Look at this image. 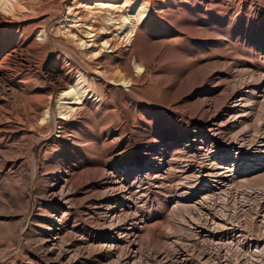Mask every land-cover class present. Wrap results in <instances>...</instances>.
Instances as JSON below:
<instances>
[{
	"label": "rangeland",
	"instance_id": "374dc122",
	"mask_svg": "<svg viewBox=\"0 0 264 264\" xmlns=\"http://www.w3.org/2000/svg\"><path fill=\"white\" fill-rule=\"evenodd\" d=\"M149 3L152 4L151 8ZM9 4L16 6L15 12L10 10L0 12L18 28L22 61L9 65L6 70L5 65L3 67L0 64V83L1 78L14 83L24 81L27 77L37 78L40 67L49 60L52 52L55 55L46 66L55 70L54 62L60 57L67 68H74V78H77L78 69L74 67L76 62L68 56L67 50L80 56L85 63H90L93 72L101 73L103 70L110 71L112 67L121 68L124 64L122 60L124 53L134 49L143 53L145 69L140 75L138 67L133 69L134 81L130 83L128 90L134 89V93L138 94L135 93L136 98L144 102L149 100L168 106L170 100L166 85L180 70L182 63L176 62L172 66L161 67L157 59L149 57V38L155 33H167L171 24L176 21L179 27L190 26L192 32L209 28L216 33L217 38L208 44L209 48L189 45L184 42L185 36L179 37L175 45L178 46L179 52L188 54L190 59L203 53H206L202 55L203 59H207L208 55L215 53L214 55L221 56L222 62H227L233 71L251 69L255 71L257 77L264 76V0H10ZM120 5L121 8L113 9L114 6ZM203 6L206 7L205 12L208 16L210 14L214 19L211 21L212 26H205L197 18V15L205 13L200 9ZM141 7L147 12L139 21L135 12ZM217 15H221L220 24L215 21L219 20ZM127 16L132 17V26L126 20ZM29 39H37L41 46L31 49ZM85 41H88L86 47ZM106 42L114 43L116 48H110ZM121 42L126 46L120 44ZM87 47L93 50L91 56L101 49L104 52L102 51V56L90 60L91 56L81 54ZM112 49L116 52H112ZM80 70L91 82L93 92L87 95L88 101L85 104L94 120H85L81 123L82 117L76 110L75 113H71L73 116L69 114L68 119L65 117L62 120L64 127L57 126L56 130L53 123L44 121L42 116L34 127L25 126L18 121L0 120V264H112L114 257L128 247V239L131 236V233L128 236L122 233L123 237H126L118 239V232L121 233L122 230L127 233L137 228L131 217H126L124 222L123 219L110 221V218H106V210H111L110 202V204L104 202L103 205L86 204L77 207V210L66 216L68 226L66 225L60 232L62 238L54 246L48 247V242L54 241L49 225L52 223L57 203L50 196L48 199L44 197L45 185L59 182L62 174L68 182L71 179L79 182L86 178L92 166L111 165L112 171L118 163L117 160L103 154L100 147L105 133L111 134L120 130L124 123V114L117 103L116 92L121 86L109 77L103 78L85 69ZM7 84L4 85V90L0 88L2 97L11 92V83ZM94 102L100 103L95 105ZM144 102H136L131 108L135 130L142 132V121H148L149 128L144 132L147 136L145 142L152 139L153 149L162 144L169 146L172 142L169 145L167 142L173 139L169 133L174 125L181 121V114L157 112L148 108ZM232 111V109L228 111L229 116ZM58 117H61L60 114ZM232 132V129H226L227 137H230ZM24 133L29 136L35 135L38 143L32 140L33 146L31 143L24 146L26 143L22 139ZM185 136L186 128L183 126L174 138H179L180 142L184 143L187 141ZM128 137L132 136L128 134L124 140H128ZM206 143L204 151L199 153V158L185 162L186 164L179 163L176 169L171 170V176L165 185L155 187L147 198L141 196L137 210L130 211L128 203L123 201L117 206L114 205V211L124 209V212L127 211L125 215L134 213L137 218V223L141 227L137 241H140L141 251L146 256L143 264H213L212 258L215 252L217 253L216 245L208 236L201 238L194 229L199 223L198 210L190 208L189 203L183 204L178 210L173 207L174 202L182 200L181 198L196 200L199 197L200 190L192 189L193 185L188 179L180 176V173L190 168H196V171L204 169L207 162L203 160L204 153L217 151V145L214 146L210 141ZM35 151L41 163L37 173L33 162ZM168 152L172 155L183 153L188 156L192 151H180L170 146ZM68 171L72 174L69 175ZM44 173H48V177ZM210 180L199 179L197 185L200 189L201 186H210L213 178ZM248 186L242 185L239 189L249 190ZM2 188L21 197L19 210L9 201L8 194L2 195ZM91 188L84 189V192ZM94 190L98 191L96 188L92 193H95ZM218 202L220 203V200ZM254 203L251 210L245 211L247 217L240 213V219L245 217L249 221L246 223L243 219L241 224H238L237 217L231 215L236 209L233 202L227 205L221 202L220 206L207 202L208 206L205 205V208L207 212L222 217L228 215L227 218H230L231 215L233 220L231 223L235 225L234 233L240 232L249 240L264 235L263 230L260 231V228L251 225L257 210ZM144 215L146 223L140 221ZM75 223L80 225L76 232L71 228ZM83 236L89 238H86L84 243L79 242ZM94 238L102 241L99 244L103 245H110L116 239L117 248L107 252L93 243ZM48 248H52L53 252H47ZM205 251L213 257L204 255ZM241 255L245 258L246 252L241 251ZM253 259L254 264H258V259L255 257Z\"/></svg>",
	"mask_w": 264,
	"mask_h": 264
},
{
	"label": "bare ground",
	"instance_id": "6f19581e",
	"mask_svg": "<svg viewBox=\"0 0 264 264\" xmlns=\"http://www.w3.org/2000/svg\"><path fill=\"white\" fill-rule=\"evenodd\" d=\"M9 3L10 0H0V10L15 12L16 6H11ZM151 7L152 4L149 3V8ZM119 8H121V5L113 7V9ZM200 9L205 12L206 7L203 6ZM146 12L144 7L139 8L135 12L137 14L136 18L139 21L142 20ZM217 17L219 20L215 21L220 24L221 15H217ZM197 18L208 27L209 25L212 26L211 21L214 20L210 17V14L208 16L207 12L197 15ZM126 20L131 26L133 25L131 16H127ZM177 23L178 21L172 23L167 33H155L149 38V57L157 59L161 67L172 66L176 62L182 63L180 70L166 85L170 100L168 106L149 100L144 102L136 98L134 89L128 90L130 83L134 81L133 69L138 67L140 70L139 75L145 69L143 53L134 49L124 53L125 55L122 58L124 64L121 65V68L112 67L110 71L103 70L101 73L93 72L90 63H85L80 56L67 50L68 56L76 62L74 67L78 69L77 78H74V68H67L60 57L54 62L55 70L46 66L49 60L54 57L53 52L50 54L49 60L45 61L40 67L36 79L27 77L24 81L14 83L1 78L0 88L4 90V85L10 82L11 92L10 94L6 93L5 97H2V94L0 95V120L18 121L25 126L34 127L37 126L36 122L42 116L44 121L53 123L54 130L57 126L64 127L62 120L65 117L68 119L69 114L75 110L80 112L81 123L85 120L92 121L95 119L91 116L85 104L88 101L86 97L93 92L91 82L80 69L101 75L103 78L109 77L121 86V89H116V92L118 94L117 103L121 106V112L124 114V123L120 130H116L111 134L105 133L102 137L103 144L100 147L103 154H107L110 158L117 160L118 163L112 171H110L111 165L109 167L108 165L101 166L99 164L95 167L92 166L86 178L80 180L81 182H75L72 179L68 182L62 174L59 182L45 185L46 190L44 191H46V194L44 197L48 199L50 196L57 203L52 223L49 225L54 241H49L48 247L54 246L62 238L60 232L67 225L66 216L77 210V207L86 204L110 202L113 212L106 210L107 216L106 213L104 214L106 218H110V221L123 219L124 222L127 219L126 217H131L136 222L133 224H137L135 230L127 233L122 230L121 233L118 232V239H124L126 236L123 237V234L128 236L131 233V236L128 239V247L125 251H118L120 253L117 256L115 255L112 264H143L146 256L141 251L140 241H137L141 233L137 218L134 213L133 215L132 213L125 215L127 211L124 212V209L114 211V205L117 206L123 201L126 204L128 203L130 211L137 210L141 196H143L142 198L149 197V192L154 191L155 187L166 183L171 176V170L179 163L192 162V160L199 158V153L204 151V144L210 141L214 146L217 145V151L204 153L203 160L207 161L204 169L196 171V168H190V170L186 169V172L182 171L180 173V176L188 179L190 184L193 185L192 189L195 191L200 190L199 197L196 200L181 198L182 200L174 202L173 207L178 210L183 204L189 203L190 208L198 210L197 212L200 213L199 223L195 225L194 229L201 238L208 236L216 245L217 249L215 250H217V253L215 252L214 257L207 251L204 252V255L213 257V264H254V257L258 259V264H264V235H258L256 239L248 240L242 233H234L235 225L232 224L233 222L231 223L233 221L231 215L239 219L238 224H241L244 220L248 223L249 221L245 217L244 220L240 219L241 214L246 216L245 211L251 210L255 202L254 205L256 204L257 210L255 217L251 220V225L260 228V231H264V76L257 77L255 71L251 69L242 68L233 71V68H230L227 62H222L221 56L214 55L215 53L208 55L207 59H203L204 56H202L206 53L190 59L188 54L179 52L178 46L175 45V42L180 39L179 37L185 36L184 42L189 45L209 48L208 44L217 38L216 33L209 28L192 32L190 26L179 27ZM20 42L21 37L18 28L8 20L7 16L0 12V64L3 67L5 65V70L9 65H15L22 61ZM87 42H84L85 47ZM106 44L111 46L110 48H116V45L112 42H106ZM120 44L126 46L125 43L121 42ZM40 46L37 39H29L31 49H37ZM8 49H11L10 52L7 51ZM112 50V52H116L115 49ZM102 51L104 52L101 49L91 56L93 50L87 47L84 48L81 54L91 56L89 58L93 60L102 56ZM5 54L8 55L5 56ZM29 65L31 66V63ZM45 68L46 70H44ZM223 87L225 88L223 89ZM248 96L250 97L248 98ZM136 102H144L148 105V108L157 112L181 114V121L177 122L169 133L173 138L167 142L168 145L172 142L169 146L166 147L162 144L153 149L154 142L152 139L145 142L147 136L144 135V132L149 128L148 121H142V132L135 130L136 126H134L131 108ZM99 103L94 102L95 105H99ZM230 109L233 110V113L229 116L228 111ZM58 114L61 117H58ZM183 126L186 128L185 139L187 140L184 143L180 142L181 139L174 138ZM229 128L233 132L230 137H227L226 129ZM128 134L132 137L124 140ZM22 139L26 142L25 145H22L28 146L31 143L33 146L31 141H36V136H29V134L24 133ZM222 143L225 146H219ZM170 146L180 151L191 150L192 152L188 156L183 153H181L182 155L176 153V155H172L168 152ZM33 162L37 173L41 163L36 151L33 154ZM68 172L69 175L72 174V172ZM44 175L48 177V173H44ZM210 178H213L212 185L201 186L202 189H200L197 181L199 179L210 180ZM246 184L249 185V190L239 189L240 186ZM133 186L136 187L133 188ZM87 188L91 189L84 192V189ZM96 188L98 191L94 190L95 193H92L93 189ZM4 193L9 195L7 198L10 202H13L15 209L19 210L22 202L21 197L10 192V190L7 191V189H3L2 195ZM218 200H220V203ZM207 202H212L216 206H220L221 202L224 205L233 202L236 209L230 215V218H227L228 215L222 217L207 212L205 208ZM123 212L124 214H122ZM106 218H104L105 221ZM140 221L145 222V215L140 218ZM114 225L113 223L112 226ZM79 227L80 225L75 223L71 228L76 232ZM80 236H82V233ZM86 238L83 236L79 242L84 243ZM93 243L98 244L101 249L107 252L118 245L116 239L110 245L99 244L102 241L95 238ZM72 244L74 243L72 242ZM241 251L246 252L245 258H242ZM47 252L52 253L53 249L48 248ZM156 253L159 254V251ZM231 256H234V258L232 259Z\"/></svg>",
	"mask_w": 264,
	"mask_h": 264
}]
</instances>
